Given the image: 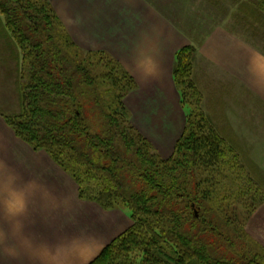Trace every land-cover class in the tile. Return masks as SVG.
<instances>
[{
  "label": "trees",
  "instance_id": "trees-1",
  "mask_svg": "<svg viewBox=\"0 0 264 264\" xmlns=\"http://www.w3.org/2000/svg\"><path fill=\"white\" fill-rule=\"evenodd\" d=\"M241 1L263 18L264 0ZM0 14L20 53L15 135L64 158L81 198L129 212L132 226L89 264H264V248L227 214L225 159L237 158L201 108L193 47L176 53L173 81L186 122L164 159L130 123L124 99L135 81L117 62L94 70L95 54H81L38 0H0Z\"/></svg>",
  "mask_w": 264,
  "mask_h": 264
},
{
  "label": "rangeland",
  "instance_id": "rangeland-1",
  "mask_svg": "<svg viewBox=\"0 0 264 264\" xmlns=\"http://www.w3.org/2000/svg\"><path fill=\"white\" fill-rule=\"evenodd\" d=\"M38 1L53 9L68 38L81 54H95L91 60L94 70L108 69L104 64L111 61L117 62L131 76L111 53L116 48L112 39L114 34L124 38V32L128 33V29H119L115 21L114 26L107 28L112 25L109 16L121 7L119 1L113 2V11L110 12H106L109 8L103 7L102 0ZM235 8L229 1L228 20L218 27L224 28L234 50L243 46V88L215 89L218 90L217 101L208 106H203V101L205 97L209 98V88H197L203 96L202 110L237 158H232L228 153L225 159L224 169L230 173L233 181L224 184L225 190L230 189L229 196L232 197L226 201V205H229L227 214L237 219L238 225L241 224L240 230L250 240L264 248V15L263 18H251V12L245 11L248 17L241 19L235 16ZM138 20L148 26L151 18L143 14ZM195 23L198 24L197 21ZM105 38L111 39L110 51L106 46L95 43ZM185 47L195 49V60L196 48L192 45L182 46L176 53ZM231 54L232 50L227 55ZM19 69L18 46L0 14V175L15 173L22 177L19 182L23 183L30 181L29 177L37 180L48 174V180H51L42 184L54 194L43 193L29 199L24 214L13 221L11 239H0V264H89L106 245L132 226L129 212L122 206L105 210L97 203L81 198L80 184L75 182L72 172L64 166L67 164L64 158L60 157L58 161L44 150H34L15 135L12 119L22 111ZM193 74L194 62V80ZM176 90L180 103V94ZM152 147L155 152V147ZM248 180L252 184L249 187ZM238 193L240 196H237ZM4 198L5 193L0 192V226L4 224ZM57 198H63L64 207L57 206ZM65 207L71 211H65Z\"/></svg>",
  "mask_w": 264,
  "mask_h": 264
},
{
  "label": "crops",
  "instance_id": "crops-1",
  "mask_svg": "<svg viewBox=\"0 0 264 264\" xmlns=\"http://www.w3.org/2000/svg\"><path fill=\"white\" fill-rule=\"evenodd\" d=\"M118 1L121 7L113 11V2ZM229 1L236 7L235 16L238 18L248 17L245 11L251 12V18L260 16L258 12L252 11V8L243 5L241 0L101 2L103 7L109 8L106 12L113 11L112 16H109L112 25L107 28L114 26L115 21L114 24H117L119 29H128V33L124 32V38L114 34L112 39L116 48L111 53L135 81L136 89L125 99L131 125L151 142L157 151L155 152L163 158L172 154L186 122V115L180 106L177 87L172 77L174 56L179 48L186 45L196 48L193 74L195 83L198 88L211 89V92L208 90L209 98H204L203 106L217 101V88H243V46L234 50L224 28L218 27L220 23L228 20ZM143 14L151 18L148 26L138 20ZM142 28L145 30L141 31ZM110 42L111 39L105 38L95 43L97 46H106L110 51ZM231 50L232 56H228ZM214 104L217 107V104ZM29 178L33 181L32 177ZM21 179L20 176L19 180ZM50 180L48 174L37 179L45 184Z\"/></svg>",
  "mask_w": 264,
  "mask_h": 264
},
{
  "label": "clouds",
  "instance_id": "clouds-1",
  "mask_svg": "<svg viewBox=\"0 0 264 264\" xmlns=\"http://www.w3.org/2000/svg\"><path fill=\"white\" fill-rule=\"evenodd\" d=\"M0 192L5 193L3 202L5 217L4 224L0 226V239H11L14 227L13 221L24 214L29 199H35L43 193H48L50 196L54 195L37 180L21 184L15 173L0 175ZM57 206L64 207L63 198H57ZM65 211L70 212L71 209L65 207Z\"/></svg>",
  "mask_w": 264,
  "mask_h": 264
}]
</instances>
